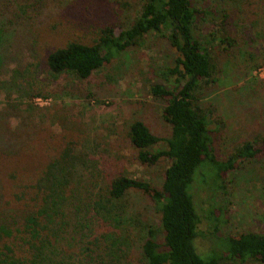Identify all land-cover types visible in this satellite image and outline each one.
I'll use <instances>...</instances> for the list:
<instances>
[{
	"label": "rangeland",
	"instance_id": "374dc122",
	"mask_svg": "<svg viewBox=\"0 0 264 264\" xmlns=\"http://www.w3.org/2000/svg\"><path fill=\"white\" fill-rule=\"evenodd\" d=\"M141 2L0 0V20L10 18L15 34L14 45H9L15 57L8 63L14 71L0 78L5 81L0 92L2 215L12 208L22 211L12 197L15 185L33 183L38 166L55 158L65 144L80 155L68 169L73 175L67 193H103L112 173L160 186L166 158L153 164L138 162L124 133L132 120H140L161 138L150 150L165 148L170 125L161 117L164 102L148 91L149 84L159 80L158 70L169 66L175 55L162 33L149 31L138 47L113 55L85 79L68 72L52 74L43 63L48 48L68 40L91 43L103 27L124 28ZM190 3L206 11L195 33L215 64L212 80L195 94L196 103L207 115L215 158L224 161L243 141L253 142L264 134V0ZM207 34L215 39L207 40ZM226 36L232 39L228 46L219 42ZM13 131L15 147H8L5 134ZM7 148L12 151L7 153ZM232 161L233 167L216 181L209 180L212 169L197 170V176L201 171L202 175L190 188L198 216L193 245L201 256L218 254L220 264H264L233 260L218 249L225 235H264V151ZM99 204L111 211L107 225L98 228L107 232L103 259L87 262L77 246L79 235L67 229L48 245L42 264H143L140 245L147 228L156 231L158 242L162 237L152 202L128 189L117 200L100 196Z\"/></svg>",
	"mask_w": 264,
	"mask_h": 264
},
{
	"label": "trees",
	"instance_id": "16d2710c",
	"mask_svg": "<svg viewBox=\"0 0 264 264\" xmlns=\"http://www.w3.org/2000/svg\"><path fill=\"white\" fill-rule=\"evenodd\" d=\"M205 12L195 9L190 0H142L124 28L103 27L91 43L68 40L44 52L43 63L50 73L68 72L85 79L113 55L138 47L149 31H160L175 55L169 66L158 70L159 80L150 83L148 91L164 102L161 117L170 125L165 148L150 150L161 138L137 119L128 124L124 136L138 162L153 164L163 157L167 165L158 188L142 179L112 173L103 193L86 191L73 195L72 191L66 192L73 175L68 169L80 155L65 144L55 158L38 166L33 183L15 185L12 197L22 211L12 208L7 214L0 213V264H42L48 245L58 241L67 229L79 235L77 246L84 259L99 262L104 256L102 248L106 249L107 232L98 228L111 219V211L99 204V197L117 200L128 189L147 196L159 214L161 241L154 238L156 231L148 227L140 245L143 264H220L218 254L201 256L195 251L198 216L190 192L192 182L202 175L201 171L197 176L200 168L212 169L209 180L216 181L223 171L233 167L234 157L246 159L264 151V134L253 138L256 144L243 141L224 161L215 158L205 121L207 115L198 107L195 95L202 83L212 80L215 68L207 46L195 33ZM11 21L0 20V78L14 71L8 66L15 57L9 48L15 43ZM206 36L207 40L215 39L210 34ZM219 42L228 46L232 39L226 36L219 38ZM4 84L0 80V92ZM16 137L14 131L5 134L8 147L15 145ZM11 151L6 149L7 153ZM219 242V252L230 259L264 263L263 234L245 231L225 235Z\"/></svg>",
	"mask_w": 264,
	"mask_h": 264
}]
</instances>
